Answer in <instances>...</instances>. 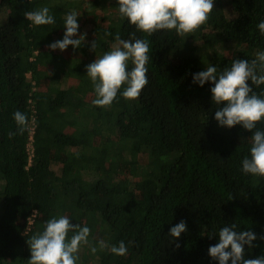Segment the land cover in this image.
Wrapping results in <instances>:
<instances>
[{
	"label": "trees",
	"instance_id": "1",
	"mask_svg": "<svg viewBox=\"0 0 264 264\" xmlns=\"http://www.w3.org/2000/svg\"><path fill=\"white\" fill-rule=\"evenodd\" d=\"M108 1L0 0V13L6 14L0 25V264H29L28 240L44 230L45 220L65 213L73 223L90 228L89 244L81 245L78 255L95 242L97 264H219L208 249L219 242L222 227L235 223L237 231L264 237V177L242 170L244 157L250 158L252 134L264 131V119L253 132L242 124L219 125L215 112L223 105L212 101L214 85L193 83V74L206 68L190 54L194 48L181 54L183 39L189 41L196 32L184 37H173V30L152 36L136 32L151 42V60L146 65L149 83L134 105L127 107L119 93L110 107L93 104L95 89L85 73L98 55L80 54L84 59L74 89L55 86L58 73L43 89L40 56L47 49L48 61L55 55L49 45L63 39L66 14L81 10L86 17ZM214 3L207 26L198 29V41L207 43L212 35L222 45L238 43L246 49L215 57L213 66L223 70L236 58L251 60L264 51L257 27L264 20V0ZM45 6L54 24L36 26L24 15ZM108 19L103 27L90 23L91 30L80 32L86 34L84 41L95 38L100 56L111 50L117 32L128 39L135 31L119 11L110 12ZM69 49L78 56L81 47ZM58 50L61 66L64 54ZM251 86L258 95L264 93V85ZM86 94L92 104L84 111ZM70 106L73 117L68 116ZM17 110L29 120L30 130L23 134L14 120ZM10 132L17 134L9 137ZM182 220L187 231L179 238L170 236L171 227ZM97 230L101 238L92 240ZM100 240L109 248L100 250ZM121 240L127 255L111 253L110 247ZM253 244L245 245V259L264 255V239Z\"/></svg>",
	"mask_w": 264,
	"mask_h": 264
},
{
	"label": "clouds",
	"instance_id": "2",
	"mask_svg": "<svg viewBox=\"0 0 264 264\" xmlns=\"http://www.w3.org/2000/svg\"><path fill=\"white\" fill-rule=\"evenodd\" d=\"M118 11L121 19L135 27L128 39H122L119 32L115 34V44L110 51L105 52L90 64L86 65L87 76L93 83L96 99L93 104L99 107H110L118 93L127 100L137 99L142 89L149 83L146 65L150 62V41L139 38L136 32L152 36L158 31L175 30L176 34L184 37L196 32L207 23L215 8L214 0H118ZM26 18L36 26L55 23L49 7L45 6L35 11L24 13ZM80 14L72 10L66 14L64 26L66 31L63 39L49 45L52 50H66L69 45L74 48L81 46L86 34L79 33L80 25L77 17ZM264 36V20L257 25ZM106 35H112L106 33ZM78 37V38H73ZM98 45L94 40L91 50L96 51ZM129 62L132 67L129 68ZM209 81L214 85L210 91L212 101L219 107L215 119L220 126L229 128L242 124L252 131L264 119V93L257 94L251 85H264V51L255 53V58H236L231 67L218 70L209 65L205 70L193 74V83L203 87ZM251 81V85L248 83ZM123 86V91L121 88ZM14 120L18 126L17 132L23 134L28 128L29 120L25 113L17 110ZM17 132H10L13 137ZM253 132V131H252ZM250 158L245 156L242 170L245 174L264 177V131L256 130L252 134ZM232 199V198H231ZM237 225L224 226L219 230V242L208 249V254L218 260L219 264H264V255L254 259H245V245L254 247L253 241L258 238L254 231H237ZM187 231L186 221H180L171 227L169 235L179 238ZM73 233L69 238V233ZM90 228L73 223L66 215L52 217L46 221L41 233L28 240L31 249L29 264H77L81 245L89 244ZM131 243V242H129ZM99 249L109 248L105 241L98 242ZM179 247V244L176 245ZM97 247L92 246L95 254ZM111 253L124 256L128 247L121 240L109 249Z\"/></svg>",
	"mask_w": 264,
	"mask_h": 264
},
{
	"label": "rangeland",
	"instance_id": "3",
	"mask_svg": "<svg viewBox=\"0 0 264 264\" xmlns=\"http://www.w3.org/2000/svg\"><path fill=\"white\" fill-rule=\"evenodd\" d=\"M118 0H115V1H112L110 4H109V7L107 8L106 7V10L104 11H99L97 12L96 14H94L92 17L95 19L96 23L100 26V27H103L105 25L108 24L109 22V19H108V16L110 14V12H117L118 11ZM210 16L212 17L213 14L211 13ZM6 21V14L4 11H2L0 13V25H2L4 22ZM85 20L83 19L82 22H84ZM88 22H85L83 23V25L81 26V28H79V30H91L90 28V25H87ZM205 27L207 26V23L206 25H204ZM210 30L206 28V32H208ZM199 35V30L196 31L195 34L193 35H190V40L187 41V39H183V47H182V50H181V54L182 55H188V53L191 51V55H194L195 57H197L200 61V64L203 66V67H207L209 65H212V61L215 57H218V56H233L234 53L238 50H244L246 49V47L242 44H238V43H232V45H229V46H226V45H222L221 43H219V41H217L212 35L209 36V41L206 43V42H203V41H198V35ZM212 34V33H211ZM172 35L173 37H178V35L176 34L175 30L172 31ZM95 40V38L91 39L90 41H84L82 40V43H81V49L80 51L78 52V54H85L86 56L89 57V54H91L92 56H100V54H98L99 50L98 47L96 49V51H92L91 50V44L92 42ZM198 41V42H196ZM187 42V44H186ZM196 44L195 46H193V44ZM98 45V44H97ZM191 48H194V50H190L188 51L189 49ZM82 50V51H81ZM91 57V56H90ZM75 63V62H74ZM77 67L79 66L78 63H76ZM61 69V68H60ZM83 69V68H81ZM85 75H87V72L85 73ZM68 76V75H67ZM87 96V94L85 95ZM76 98V97H75ZM81 98V97H79ZM86 97H83L82 100H84ZM138 99V98H137ZM128 100V106H131V104L134 105V103L136 102V100ZM91 104L92 102H89L86 98V101H85V104H84V107H83V110L86 111L87 110V107H91ZM81 104H79L77 107H80ZM87 106V107H86ZM82 111V110H81ZM141 158H146V155H143L141 156ZM65 215L67 216V213H65ZM42 221H44V219L42 218ZM46 223V220L44 221ZM76 222V221H75ZM77 224H81L80 221H77L76 222ZM46 226V224H45ZM98 229V228H96ZM101 235V231H96L94 233V235L92 236V240L93 239H98V238H101L100 237ZM91 240V241H92ZM94 241H92L93 243ZM95 245V242L92 246ZM81 248V247H80ZM98 252V250H97ZM97 252L95 254H93L91 252V247L88 248L87 252L84 253L78 260L77 264H97L95 263L93 260L94 258H96L97 256ZM127 258L128 256L125 257V261L127 262Z\"/></svg>",
	"mask_w": 264,
	"mask_h": 264
},
{
	"label": "crops",
	"instance_id": "4",
	"mask_svg": "<svg viewBox=\"0 0 264 264\" xmlns=\"http://www.w3.org/2000/svg\"><path fill=\"white\" fill-rule=\"evenodd\" d=\"M111 1V0H110ZM108 1L107 3H105L102 8H98V9H95V10H86L85 6L83 7L82 10L85 9V11H89L86 15V17H82L81 16V10H80V15L79 17L77 18V21L80 25V28L81 26L83 25V23L85 22H82V20L84 19L86 21L87 19V25H90V23H94L96 24V21L95 19L92 17L94 14H96L97 12L99 11H104L106 10V7L108 8L109 7V4L112 2ZM83 13V12H82ZM81 16V17H80ZM98 23V22H97ZM61 34L65 32L64 29H61L60 30ZM81 32V30H79V33ZM61 36V35H60ZM60 38H63V37H60ZM73 38H76V37H73ZM49 50V49H47ZM47 50L46 51H43L42 52V56H40L41 58V61L39 63L40 65V70H42L44 73H45V76L42 80V88L43 89H47L48 86L50 85V82H54V80L52 81V76L56 73H58V76L60 77L55 83L54 85L55 86H59L60 88H63V89H74L75 86H77V79H78V70L79 68L81 67L80 65L82 64L83 62V55H73V53H71L69 47L66 49V50H60L63 52L64 54V59H63V63L61 66H59L58 64V60H59V50L56 49L55 52V55L51 58V61H48V56H47ZM74 56V57H72ZM75 62V63H74ZM76 63L79 64V66L77 67ZM61 68V69H60ZM68 75V76H67ZM73 91V90H72ZM87 100L90 101L92 100V97H91V94H88L86 96ZM86 98L83 100L85 101ZM82 100V99H81ZM69 104V103H68ZM72 106L69 107V112H68V116L70 117H73V115H75V111H73L71 109ZM2 136V128L0 127V137ZM3 171L4 169H0V178L3 176Z\"/></svg>",
	"mask_w": 264,
	"mask_h": 264
},
{
	"label": "built area",
	"instance_id": "5",
	"mask_svg": "<svg viewBox=\"0 0 264 264\" xmlns=\"http://www.w3.org/2000/svg\"><path fill=\"white\" fill-rule=\"evenodd\" d=\"M33 130H34V127L32 126L31 128V133H30V141L29 143L27 144V150H28V153H29V156H30V161L34 155V146H33ZM34 221V217H31V219L29 220V223L32 224V222Z\"/></svg>",
	"mask_w": 264,
	"mask_h": 264
}]
</instances>
